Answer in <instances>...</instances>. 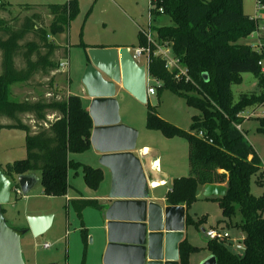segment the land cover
Masks as SVG:
<instances>
[{"label":"trees","instance_id":"trees-1","mask_svg":"<svg viewBox=\"0 0 264 264\" xmlns=\"http://www.w3.org/2000/svg\"><path fill=\"white\" fill-rule=\"evenodd\" d=\"M79 1L23 4L20 11L27 15L22 18L0 16V130L4 127L22 130L26 154L23 160L7 163L2 170L9 178L40 173L42 194L48 197H65L68 169H81L84 183L92 190L98 189L103 180L100 169L68 160L69 153L89 149L92 122L78 96L58 99L54 89V73L59 69L56 54L62 48L51 38L63 34L79 15ZM150 1L153 19L161 8L172 22L171 26L157 28L156 35L160 41L171 43L172 52L186 68L190 82L175 79L155 57L151 58L149 74L160 82L158 93L169 90L200 111L199 116L191 118L189 130L185 131L160 118L155 107L146 102V129L158 131L167 139H184L188 144L189 175L172 180L166 202L170 206H184L185 225L197 226L201 220L191 218L188 209L196 200L198 189L224 185L223 197L206 199L218 202L222 222L227 227L238 208L241 220L235 226L243 233L244 249L236 254L224 244L210 241L206 249L215 257L216 264H264V193L258 197L250 193L252 177L256 183H264V167L237 128L244 121L241 114L247 108L264 102V37L260 38L258 49L241 43L257 28L256 19L244 14V0ZM257 2L264 9V0ZM9 7L7 0H0V11L7 12ZM45 17L51 18L48 26ZM139 39L138 47L145 46L140 32ZM244 73L252 74L263 90L259 96L241 95L233 104L231 87L240 82ZM37 78L46 81L50 91L46 98L10 99L9 85H41ZM51 113H57L58 118L48 121ZM21 115L31 116L35 132L22 121ZM2 119L9 123L1 124ZM258 120V130L264 133V118ZM200 132L202 137L198 136ZM69 205L79 218L86 208L99 211L102 208L98 201L86 199L71 200ZM80 234L86 245L87 231L82 229ZM197 250L184 237L178 245L179 264H189L190 255ZM85 253L84 248L81 264L85 263Z\"/></svg>","mask_w":264,"mask_h":264},{"label":"rangeland","instance_id":"rangeland-1","mask_svg":"<svg viewBox=\"0 0 264 264\" xmlns=\"http://www.w3.org/2000/svg\"><path fill=\"white\" fill-rule=\"evenodd\" d=\"M10 4L8 11H0V16L5 19H12L15 16L22 18L27 15L20 11L23 4H63L67 0H7ZM149 0H80L79 15L73 19L63 34L53 37L52 41L58 44L62 51L56 59L61 63L63 60L68 62L69 58L70 73L68 78L62 72H66L67 67L54 73L55 88L58 99L66 98V89L72 93L76 92L77 82H79V71L74 72V65L77 66L87 55L91 46H126L129 49L138 47L140 43L139 29L136 24L147 28L150 21V32L156 38V29L163 26H171L170 18L165 14H158L154 19L149 20ZM244 14L256 19V31L242 40L241 43L258 49L261 45V37H264V9L257 6L255 0H244ZM50 19L45 17V25L48 26ZM261 42V43H260ZM84 45V46H82ZM97 48V47H95ZM66 51V54L63 52ZM145 63L144 59L139 61L140 65ZM18 66L20 63L17 62ZM264 69V65H263ZM71 79V81H70ZM81 81V80H80ZM41 85L29 86L28 91H22V83L9 85V97L14 101H22L25 93L28 100L46 98L50 92L45 86V79H36ZM159 81L150 77L147 84L153 87L155 94L147 97V103L155 107L160 118L179 125V128L188 131L192 123L193 116H199L200 111L188 106L185 99L172 93L169 90H162L158 93ZM65 86V87H64ZM262 88L258 86L257 79L249 73L241 75L238 84L231 87L232 103H236L241 95L254 94L259 96ZM52 92V91H51ZM196 95V94H193ZM131 97V96H130ZM118 103V115L120 123L137 131V146L142 145L144 139L156 138L163 141L165 137L158 131L151 133L146 129V103H140L133 97H123ZM241 117L244 121L240 129L246 141L257 153L264 167V133L258 130L259 120L264 118V102L247 108ZM20 118H24L22 115ZM25 121V119L23 120ZM8 120L2 119L1 124H7ZM178 127V126H177ZM188 148V144H187ZM25 133L19 129L2 128L0 130V167L4 168L7 163H13L25 158ZM188 163V161H187ZM189 168V167H188ZM37 174H40L37 172ZM189 175V169L186 176ZM185 176V177H186ZM82 182V181H81ZM172 182V181H171ZM165 188L156 189V194H161ZM41 178L33 186L26 196L11 193L7 204L2 206V214L6 224L14 229L27 228L28 217L32 216H52L49 229L43 234L33 237L30 232L24 234L20 239V248L24 264H81L83 259V241L79 232L80 223L73 212L72 207L67 208L64 197H48L42 194ZM250 193L253 196H260L264 193V183L262 185L255 182V177L250 181ZM191 218L198 221L197 226L188 225L185 227V237L188 242L198 248L190 255L189 264H201L208 256L206 249L208 240L205 238L204 231L210 229H223L231 239L241 240L243 233L235 226L241 220L238 208L236 214L231 219L227 227L222 222V214L217 201L203 198L201 194H196V200L188 209ZM264 217V213H263ZM88 237L85 254V263L98 264L97 252L93 251L94 245ZM49 244L48 249L43 245ZM233 251L232 248H230ZM238 251L236 254H241Z\"/></svg>","mask_w":264,"mask_h":264},{"label":"water","instance_id":"water-1","mask_svg":"<svg viewBox=\"0 0 264 264\" xmlns=\"http://www.w3.org/2000/svg\"><path fill=\"white\" fill-rule=\"evenodd\" d=\"M87 55L81 84L90 99L86 109L92 122L89 142L100 154L99 164L111 174L108 203L100 210L107 241L102 264H179L185 208L149 201L154 181L135 154L138 133L122 125L118 115L116 94L120 91L140 103L147 102L145 68L136 63L127 47L89 48ZM38 181L35 173L9 178L0 167V264H24L21 237L28 232L37 237L51 225L50 215L28 217L25 229L11 228L3 218L2 206L11 193L18 189L26 196ZM225 194L224 185L203 186L204 198ZM201 264H216L215 257L211 255Z\"/></svg>","mask_w":264,"mask_h":264},{"label":"crops","instance_id":"crops-1","mask_svg":"<svg viewBox=\"0 0 264 264\" xmlns=\"http://www.w3.org/2000/svg\"><path fill=\"white\" fill-rule=\"evenodd\" d=\"M41 5V4H39ZM50 20L51 18L48 17ZM138 29H144L145 27L139 24H136ZM54 37V36H53ZM53 37L51 39H53ZM54 40V39H53ZM54 42V41H53ZM55 45L59 46L55 43ZM97 48H122L126 46H91ZM60 47V46H59ZM61 52V51H59ZM59 52H57L59 54ZM57 57H59V54ZM68 67L66 72H62V76L65 75L68 78V73H70L69 58ZM88 63V58L85 56L84 59L77 66V63L74 65V72L79 71V78L81 80L84 69ZM77 82L76 92L72 93L68 89L66 90V97L68 96H78L81 100L82 106L84 109H87L90 104V99L86 96L84 88L81 84V81ZM71 81V79H70ZM56 83L55 87H58ZM65 87V86H64ZM22 91H28L30 88L28 85L22 83ZM55 89V88H54ZM28 94L25 93L22 97L23 100L28 99ZM123 97H130L126 92L120 91L116 94V100L120 102L123 100ZM34 100V98L32 99ZM22 121L25 124L32 127V131L35 132V128L32 126L34 121L31 116H23ZM58 118L57 113H51L47 119L52 121L53 119ZM9 123V122H8ZM7 123V124H8ZM5 124V125H7ZM4 125V124H3ZM179 127L176 123L174 124ZM46 127V125H45ZM241 128V127H240ZM150 131V130H148ZM155 133V131H150ZM156 138H151V140L144 139L140 147L137 146L135 154H138L142 160L144 171L149 179L154 181L153 188L150 191L149 201L158 203L162 206H168L166 202L165 195L169 191L171 186V181L175 178L185 177L186 172L188 171V148L187 142L181 138H165L163 141ZM100 154L96 152L90 145L89 149L83 153H69L68 160L72 162H77L83 165L90 166L92 168H98L102 171L103 180L100 183L98 189L92 190L89 189L83 180V175L81 169L73 170L68 169L67 171V184L68 189L65 195V204L67 208H70L69 202L76 199H86V200H96L100 206H105L108 203L107 197L110 192L111 187V174L108 169L102 167L99 164ZM3 169V168H2ZM36 176L40 179V174L35 173ZM82 181V182H81ZM166 188V190L160 194H156V189ZM203 187L198 189V194L202 195ZM204 198V197H203ZM74 212V211H73ZM76 215V214H75ZM77 216V215H76ZM77 219L80 223L79 232L82 229L87 231L88 237L91 236V243L94 245L93 251L97 252L98 264H102V257L104 250L107 245L106 241V227L104 222L101 219L100 211L93 208H86L82 211L80 218L77 216ZM185 237V232H184ZM84 245V244H83ZM85 252L87 251L86 245H84ZM83 248V250H84ZM86 254V253H85ZM209 256H211L209 254ZM208 256V257H209ZM88 264V262L86 263Z\"/></svg>","mask_w":264,"mask_h":264},{"label":"built area","instance_id":"built-area-1","mask_svg":"<svg viewBox=\"0 0 264 264\" xmlns=\"http://www.w3.org/2000/svg\"><path fill=\"white\" fill-rule=\"evenodd\" d=\"M256 4L258 7L260 5L258 4L257 0ZM149 20H151V11L150 9L153 7V4L149 0ZM261 8V7H260ZM163 10L160 8L158 9V13L162 14ZM139 32L146 40V45L142 47H136L130 49V53L133 57V59L136 61L138 65L139 61L141 59H144L145 63L143 66L145 68V83H146V96L155 94V90L153 87L148 86L147 80L151 77L149 74V64L151 62V58H159L163 62V68L173 74L175 79L184 78L185 82H190V79L187 76V70L182 65L180 59L176 57L171 49V43L160 41L157 38H153L151 32H150V21L147 23V28L139 29ZM59 67L61 70H64L66 67H68V62L62 61L59 63ZM238 129H240V126H237ZM199 137H202L203 134L200 132L198 134ZM15 193H19V190L16 189ZM20 194V193H19ZM205 238L210 242H216V243H222L227 248H232L233 253H236L238 251H243L244 245H243V238L241 240L231 239L230 235L223 229H210L207 231H204ZM50 247L49 244H44L43 248L48 249Z\"/></svg>","mask_w":264,"mask_h":264}]
</instances>
